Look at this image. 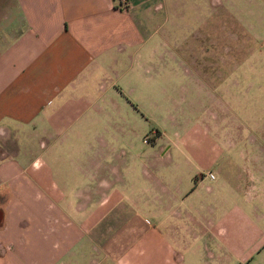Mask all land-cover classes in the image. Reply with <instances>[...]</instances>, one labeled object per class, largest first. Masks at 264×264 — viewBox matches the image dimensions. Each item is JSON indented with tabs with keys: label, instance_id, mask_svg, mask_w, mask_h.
Wrapping results in <instances>:
<instances>
[{
	"label": "rangeland",
	"instance_id": "374dc122",
	"mask_svg": "<svg viewBox=\"0 0 264 264\" xmlns=\"http://www.w3.org/2000/svg\"><path fill=\"white\" fill-rule=\"evenodd\" d=\"M185 7L180 28H167L171 45L155 51L153 78L134 76L129 92L122 86L130 102L123 96L121 115H107L105 144L51 149L62 192H100L104 179L123 192L124 203L90 237L77 231L75 246L76 234L53 239L57 250L33 235L37 216L20 232L28 247L41 246V260L70 248L55 264H123L117 252L155 238V254L134 264H264V0H187ZM26 148L29 155L36 149ZM73 157L79 167L97 158V172L71 178ZM180 191L191 193L183 199ZM170 192L175 215L163 204Z\"/></svg>",
	"mask_w": 264,
	"mask_h": 264
},
{
	"label": "crops",
	"instance_id": "0c3cea01",
	"mask_svg": "<svg viewBox=\"0 0 264 264\" xmlns=\"http://www.w3.org/2000/svg\"><path fill=\"white\" fill-rule=\"evenodd\" d=\"M186 2L0 0V264H55L67 258L70 248L41 260V246L28 247L20 231L31 227L37 216L40 227L33 235L39 242H52L51 249L57 250L53 239L76 234L75 246L78 232L90 237L91 230L124 203L123 192L104 179L100 192L88 186L76 193L62 192L52 178L51 149L89 147L92 139L98 146L105 144L100 132L107 115H121L123 96L130 102L122 86L129 92L134 76L146 82L153 78L155 51L171 45L167 28L174 31L179 26ZM116 124H110L112 129ZM26 146L36 149L29 155ZM192 159L204 168L202 158ZM68 162L71 178L79 172L89 177L99 168L97 158L84 161L94 164L93 171L89 165L79 167L76 157ZM189 193L180 191L178 196L186 199ZM168 197L163 204L175 215L170 200L174 204L176 197L171 192ZM130 203L134 205V199ZM154 241L146 239L138 249L130 246L115 258L134 264L142 254H155ZM37 251L38 256H29Z\"/></svg>",
	"mask_w": 264,
	"mask_h": 264
},
{
	"label": "built area",
	"instance_id": "2783aa9c",
	"mask_svg": "<svg viewBox=\"0 0 264 264\" xmlns=\"http://www.w3.org/2000/svg\"><path fill=\"white\" fill-rule=\"evenodd\" d=\"M209 176H210L211 178H213V175H212V174H209Z\"/></svg>",
	"mask_w": 264,
	"mask_h": 264
}]
</instances>
